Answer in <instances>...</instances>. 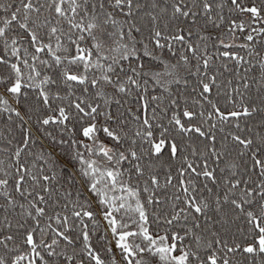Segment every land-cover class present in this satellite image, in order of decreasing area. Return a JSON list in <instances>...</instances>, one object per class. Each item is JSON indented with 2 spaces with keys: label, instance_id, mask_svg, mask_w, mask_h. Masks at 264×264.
I'll use <instances>...</instances> for the list:
<instances>
[{
  "label": "snow or ice",
  "instance_id": "6c2138e0",
  "mask_svg": "<svg viewBox=\"0 0 264 264\" xmlns=\"http://www.w3.org/2000/svg\"><path fill=\"white\" fill-rule=\"evenodd\" d=\"M0 264H264V0H0Z\"/></svg>",
  "mask_w": 264,
  "mask_h": 264
}]
</instances>
